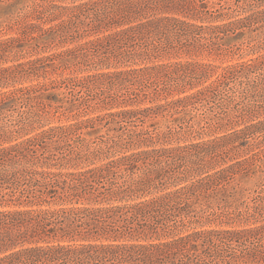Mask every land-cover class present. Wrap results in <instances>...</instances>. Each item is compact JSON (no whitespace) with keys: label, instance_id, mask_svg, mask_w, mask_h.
<instances>
[{"label":"rangeland","instance_id":"obj_1","mask_svg":"<svg viewBox=\"0 0 264 264\" xmlns=\"http://www.w3.org/2000/svg\"><path fill=\"white\" fill-rule=\"evenodd\" d=\"M101 2L0 0V44L3 48L8 46L0 49V68L27 61L36 63L33 73L19 69L3 74L0 93L14 88L43 87L37 96L18 102L14 110L0 114V132L5 134L0 147L49 128L96 120V129L74 130L53 147L44 146L47 154L51 152L55 156L38 163L43 166L38 170L60 173L59 180L64 179L62 175L101 167L141 150L187 148L173 160L161 157L137 162V169L131 173L133 177L145 176L149 169L144 165H148L155 171L161 168L165 181L144 191L104 197L96 202L73 200L41 206L3 202L0 210L134 204L173 192L191 180L237 164L230 179L216 187L215 195H205L192 206L197 216L190 223L178 226L159 240H170L195 230H242L263 225L264 18H255L247 24L231 23L254 11L242 9L251 0H188L202 12L201 17L180 9H141L119 25L93 30L98 24L96 18L102 15L95 3ZM171 18L206 29L174 27ZM140 23L145 25L130 39L105 43L103 47L89 44ZM214 26L219 28L207 30ZM102 59H109L104 62L106 66ZM176 63L189 66L176 70ZM228 67L234 68L233 73L217 84L212 94L181 104L177 109L160 112L144 121L107 117L110 112L166 104L215 85ZM115 71L130 73L119 78L91 77ZM65 78L73 82L60 85ZM28 110L33 112L29 113L32 119L26 113ZM25 119L33 124L21 132H13ZM249 126L254 129L235 137L234 134ZM145 131L150 134L143 136ZM137 133L141 136L137 137ZM243 161V166L238 165ZM186 171L195 177L183 180L181 173ZM129 173L120 171L109 179L121 184ZM170 175L174 181L168 179ZM147 238L129 242L157 240ZM81 243L87 242L74 244Z\"/></svg>","mask_w":264,"mask_h":264},{"label":"trees","instance_id":"obj_2","mask_svg":"<svg viewBox=\"0 0 264 264\" xmlns=\"http://www.w3.org/2000/svg\"><path fill=\"white\" fill-rule=\"evenodd\" d=\"M102 1L95 3V6L100 7L102 15L96 18L98 24L93 30L119 25L118 23H123L131 13L141 9L152 11L180 9L196 13L199 17L202 15V12L191 6L188 0ZM247 8L249 11H254L231 23L247 24L255 18H264V0H251V3H246L242 7L244 12ZM170 20L174 27L186 30L187 28L206 29L176 18ZM144 25L140 23L129 26L99 37L89 44L103 47L105 43L130 39ZM217 28L219 27H208L207 30L213 31ZM48 30L44 33L48 34ZM3 46L0 44V49L8 47L3 48ZM108 60L102 59L101 63L106 66L104 62ZM35 65L33 61H27L12 67L0 68V77L19 69L25 73H33L36 70ZM174 66L176 70H182L189 65L176 63ZM233 69L228 67L224 70L215 85L205 86L190 95L143 109L110 112L107 117L116 116L122 118V121L130 119L144 121L147 117H154L160 112L177 109L181 104L186 105L192 100L212 94L216 90V85L231 75ZM129 73L130 71L105 72L91 77H95L96 80L119 78ZM72 82L73 79L65 78L59 84L66 86ZM42 88L32 86L1 92L0 114L14 110V105L18 102L37 96ZM26 113L33 112L28 110ZM28 116L30 119V114ZM28 121L25 119L23 125L13 132H21L27 125L33 124ZM95 122L96 120L90 119L66 127L49 128L20 142L0 147V190H7L4 193L0 192V203L18 201L29 206H41L44 203L63 204L73 200L96 202L104 197L144 191L157 184H164L165 181L162 178L161 168L155 171L148 168V165H144L149 169L145 176L133 177L131 173L137 169L135 168L137 162L161 157L173 160L187 148L141 150L121 156L101 167L62 175L63 180L58 179L60 173L38 170V167H43L38 166V163L55 156L51 152L47 154L44 146L53 147L54 143L57 144L62 137L74 130H94ZM253 129L254 126H249L234 135L239 138ZM149 134L148 131L142 133L143 136ZM4 135V132H0V139ZM136 135L141 136L138 133ZM24 164L30 165L27 168L22 166ZM242 164L245 162H238V165L243 166ZM20 165L22 167H19ZM236 165L232 164L213 174L198 177L173 192L134 204L0 210V264H264V224L242 230H195L170 240H159L160 237L170 235L178 226L186 222L190 223L191 218L197 216L192 206L199 203L200 198L205 195L210 193L215 195L216 187L230 179V174L233 173ZM120 171L130 173L121 184L110 181L109 177ZM181 175L183 180L194 176L187 171L182 172ZM67 177L69 180L66 179ZM168 179L174 181L171 175ZM147 237L157 240L147 243L129 242L138 239L146 241ZM77 241L87 243L75 245ZM92 241L100 243L92 244Z\"/></svg>","mask_w":264,"mask_h":264}]
</instances>
